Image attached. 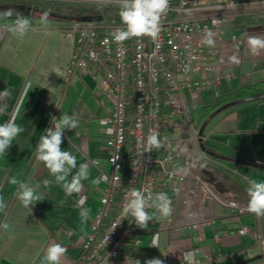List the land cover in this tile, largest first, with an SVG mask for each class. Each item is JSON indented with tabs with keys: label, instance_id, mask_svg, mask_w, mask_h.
<instances>
[{
	"label": "crops",
	"instance_id": "crops-1",
	"mask_svg": "<svg viewBox=\"0 0 264 264\" xmlns=\"http://www.w3.org/2000/svg\"><path fill=\"white\" fill-rule=\"evenodd\" d=\"M24 1L0 0V13L12 10V16L22 14L32 22L22 38L0 26V91L7 88L11 92L3 101L7 109L0 114V123L14 118L26 130L13 141L7 154L0 156V196L7 205L0 212V224L9 225L7 230L0 228V264H40L43 252L52 243H60L68 250L62 264H73L81 253L107 181L105 117L112 107L109 102L103 106L98 104L95 83L88 76L74 80L68 88L63 84V73L73 44L70 23L74 15L53 13L45 8H38L42 13H34L33 4L26 12L15 11ZM261 12H264V6L236 16L229 31L262 30L264 17ZM43 13H48L47 27L40 23ZM10 22H0V25ZM244 53L235 76L223 82L220 95L216 96L214 90L206 92L205 105L201 107L199 118H194L209 133L204 147L213 161L210 169L205 170V176L218 192L247 204L248 180H264V96L222 106L202 118L204 107L217 97L264 80V52L256 57H252L247 49ZM65 113L75 114L79 121L75 130L64 132L61 145L77 158L73 173L81 163L89 165V179L83 181V191L72 195L65 194L35 155L40 136L45 129L53 127L52 118L58 120ZM97 158L100 163L94 164L92 160ZM11 177L32 186L38 185L44 199L30 205V209L25 208L16 198L17 186L8 183ZM100 177L106 179L98 185L92 183ZM44 180L53 183L45 188ZM179 193V190L171 193L173 200ZM81 197L85 198V203L78 206ZM206 206L210 217L197 226L168 225L165 218L150 221L147 229H139L140 243H126L122 256L139 258L140 264L152 258L168 264L183 259L182 254L188 250H195L196 258L202 259L218 252L250 249V255L238 256L239 262L256 258L258 248L252 232L264 234V218L258 219L248 211L238 214L217 203ZM82 208L89 211L86 222L80 216ZM180 216V205L174 202L173 218ZM244 225L249 227L248 234L238 232ZM154 234L158 236V248L151 246ZM222 264L233 262L225 260Z\"/></svg>",
	"mask_w": 264,
	"mask_h": 264
},
{
	"label": "built area",
	"instance_id": "built-area-1",
	"mask_svg": "<svg viewBox=\"0 0 264 264\" xmlns=\"http://www.w3.org/2000/svg\"><path fill=\"white\" fill-rule=\"evenodd\" d=\"M64 1L83 11L70 23L73 44L63 84L68 88L74 80L88 76L95 83L98 104L109 102L112 107L105 117L107 181L73 264H135L139 260L122 256L126 243L141 241L134 218L121 220L126 194L133 188L145 194L167 193L173 209L174 202L179 203L181 216L174 220L172 212L165 219L168 225L197 226L207 221V203L227 206L238 214L246 212V203L224 196L205 176L213 161L204 147L209 133L195 120L194 110L205 105L206 92L221 94L223 82L232 79L242 64L245 49L252 57L264 52L253 55L247 45L248 36H264V27L229 31L236 16L263 7L264 0H169L158 38H131L120 44L111 35L124 27L118 0ZM260 14L264 17V12ZM150 130L159 134L164 147L140 155ZM97 161L100 163L99 158L92 160ZM189 162L196 164L189 174L176 173ZM175 190L180 193L173 200ZM238 232L248 234L249 227L244 225ZM252 237L258 256L249 261L239 262L238 256L250 255V249L218 252L197 260L199 264L225 260L264 264V234L253 231Z\"/></svg>",
	"mask_w": 264,
	"mask_h": 264
},
{
	"label": "clouds",
	"instance_id": "clouds-1",
	"mask_svg": "<svg viewBox=\"0 0 264 264\" xmlns=\"http://www.w3.org/2000/svg\"><path fill=\"white\" fill-rule=\"evenodd\" d=\"M119 16L124 25L123 28L115 29L111 35L114 41L118 44L131 38L150 37L153 40L158 38L161 31L162 16L167 12L169 0H118ZM12 10H7L0 13V22L7 21L12 17ZM40 23L47 27L48 13H43ZM31 20L22 15L17 14L16 19L10 23H3L2 26L8 32L22 38L31 27ZM49 35L51 33H48ZM211 43V41H208ZM249 51L253 55L259 54L264 50V36L250 35L247 38ZM93 58L95 54L92 53ZM232 59H236L233 57ZM11 92L5 88L0 91V114H3L7 109V104L4 103ZM103 124L104 122L101 121ZM53 127L44 130L40 136L39 142L36 145V160L41 162L48 170L51 176L54 177L55 183L59 184L65 191L66 195L73 193H81L84 189L83 181L89 179V165L81 163L78 170L73 173V169L77 168V158L71 151L62 149L63 134L66 130H75L79 126L78 118L75 114H62L57 120L52 118ZM26 130L21 125H18L14 118L9 119L5 123H0V156L7 154L13 141ZM109 131H111L109 129ZM164 143L155 131L149 132L146 142L143 147L142 155L145 152H152L153 149H161ZM99 163L98 161L96 162ZM196 164L189 162L183 168L176 169L177 174L187 175ZM105 177H100L92 181L93 184H100ZM11 185H16V198L25 207L30 209V205L44 199L42 193L38 191V185L32 186L29 183L18 180L16 177H11L8 180ZM52 180H44V187L47 188L52 184ZM248 202L247 211L254 214L258 219L264 218V180L257 181L256 179L248 180L246 189ZM125 203L121 211V220L124 218H134L135 224L141 229H147L149 222L154 219L168 218L173 212L172 201L167 193L160 192L156 194L148 193L139 189H131L125 198ZM85 203V198L81 197L78 201V206ZM7 205L3 196H0V212L6 209ZM153 209V212H149ZM82 221L86 222L89 218V211L82 208L80 212ZM116 227V226H115ZM114 227V228H115ZM0 228L7 230V223L0 224ZM158 236L154 234V240L151 246L158 248ZM67 248L60 243H52L47 246L40 258V264H62V258L67 253ZM184 264H199L197 260V252L195 250L185 251L183 254ZM135 264H140L139 260ZM144 264H164L161 259L152 258L146 260Z\"/></svg>",
	"mask_w": 264,
	"mask_h": 264
},
{
	"label": "rangeland",
	"instance_id": "rangeland-1",
	"mask_svg": "<svg viewBox=\"0 0 264 264\" xmlns=\"http://www.w3.org/2000/svg\"><path fill=\"white\" fill-rule=\"evenodd\" d=\"M23 6L21 3L18 4V8L15 9L17 12H26L29 8V5H34L33 12L34 13H42V8L47 9L50 12L57 13V12H64L65 15H75L77 12L81 10V6L69 2H65L64 0H26L23 2ZM22 8V9H21ZM39 8V9H38ZM93 10V9H92ZM91 10V11H92ZM30 11V10H29ZM201 107L196 108L194 110V116L195 118H199Z\"/></svg>",
	"mask_w": 264,
	"mask_h": 264
},
{
	"label": "trees",
	"instance_id": "trees-1",
	"mask_svg": "<svg viewBox=\"0 0 264 264\" xmlns=\"http://www.w3.org/2000/svg\"><path fill=\"white\" fill-rule=\"evenodd\" d=\"M80 11H83V9H81ZM16 16L17 15H14L8 18V20L5 22L15 20ZM255 94H264V80L248 85V86H243L239 88L238 90H234L225 95H221L217 97L211 104L204 107L203 112H202V118L204 119L208 117L212 112L222 107L227 102L234 101L236 99L243 98V97L250 96V95H255Z\"/></svg>",
	"mask_w": 264,
	"mask_h": 264
},
{
	"label": "water",
	"instance_id": "water-1",
	"mask_svg": "<svg viewBox=\"0 0 264 264\" xmlns=\"http://www.w3.org/2000/svg\"><path fill=\"white\" fill-rule=\"evenodd\" d=\"M263 96H264V94H255V95L246 96L243 98L236 99L234 101L227 102L226 104L223 105V107H227V106H230L232 104L240 103V102L247 101V100L257 99V98H260Z\"/></svg>",
	"mask_w": 264,
	"mask_h": 264
}]
</instances>
